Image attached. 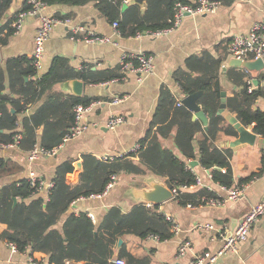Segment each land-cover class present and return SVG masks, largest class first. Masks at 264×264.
<instances>
[{"label": "crops", "instance_id": "0c3cea01", "mask_svg": "<svg viewBox=\"0 0 264 264\" xmlns=\"http://www.w3.org/2000/svg\"><path fill=\"white\" fill-rule=\"evenodd\" d=\"M25 2L27 3V0H14L9 12L14 13L20 10ZM198 2L199 0H188L186 4L195 5ZM221 2L212 12L185 15L177 28L159 37L145 34L122 36L119 29V32H116L114 23L98 10L95 3L83 6L47 5L44 14L66 17L74 24H86L100 35L111 37L112 42L94 44L84 40L75 41L71 39L69 28L58 26L52 31L46 43L43 69L38 73L39 76L48 72L53 61L58 57L66 60L67 67L76 72L82 69L97 71L120 67L124 75L104 83H85L80 78H74L84 82L80 97L66 88L65 82L68 80L55 85L53 92L100 102L85 114L84 122L87 128L78 137L68 141L57 155L41 157L32 163L28 160L30 151H22L17 144L0 146V158L6 161L0 168V172H4L0 174V188L9 183L29 179V173L33 170L45 181L44 189L34 193L48 200L52 189L49 185L54 186L57 168L64 162L73 160L74 170L66 174L65 181L71 187H76L81 181L80 175L83 171L85 155H92L102 160L104 156L119 158L133 152L137 146H141L140 142L151 128L162 89L168 88L177 97L178 102H182V99L187 96L183 94L174 74L180 68L187 69L186 62L192 56H202L208 52L215 58H223L221 84L226 92V99L233 96L240 88L227 76V71L233 67H228L224 71V67L233 58L228 52V45L234 36L247 34L253 24L264 21V0H222ZM128 7L124 9L123 6V11ZM8 16L9 14L6 13L5 17ZM3 20L0 17V25ZM39 26L38 15L25 18L22 29L18 32L14 31L7 43L0 46L2 55L0 67L6 68V62L10 58L23 56L29 60V56L35 49V36ZM124 52L145 53L151 56L152 72L137 74L124 69L120 64ZM236 68L245 70L248 77L250 73L248 70ZM251 75L253 76L252 73ZM263 77L264 71L254 77L259 81L258 84L255 83L256 88L264 87L261 83ZM5 84V93L21 101L26 98H21L9 89L8 76ZM115 97H121L123 101L114 103ZM42 102L27 105L23 112L18 114L19 130L22 129L23 118L35 113ZM255 107L264 111V97L257 100ZM12 110L15 109L11 107V112ZM112 116H123L125 121L115 129H111L108 122ZM253 126L247 128L253 132ZM43 130L44 128L41 127L38 134L41 135ZM176 131L174 128L170 137L160 140L164 147L185 159L174 141ZM258 138L264 139L259 135ZM225 139L234 140L235 138L225 137L222 141ZM223 149L227 148L223 147ZM229 149L232 152L229 159L230 167L218 168L222 173L230 172L232 183L229 187L215 181L211 171L200 164V153L196 144L197 159L187 161V166L196 176V182L183 186L180 190L182 194L197 193L200 190L206 191L207 194L200 196V200H197L199 203L195 205L189 202L181 204L176 196L156 205L158 211L165 215L166 220L167 216L175 219L179 225V231L175 232L167 221L173 233V236L168 239L163 240L153 234L145 237L137 233L121 236L112 247L110 264H116V260L119 259L124 260L125 264H192L196 257L205 252L216 253L221 250L224 237L234 233L246 214L264 198V144L259 146L256 142L253 146L242 145ZM133 160L139 162L138 157H134ZM79 163L82 165L78 166ZM117 176L116 185L106 195L101 197L92 195L74 202L70 207L73 211L70 213L69 208L55 228L62 229L66 218L73 213L77 216L85 213L88 217L89 214H93L94 220L92 218L91 220L100 226L112 207H118L123 214H128L135 204L154 206L155 204L152 203L136 201L131 195V189L148 188L146 181L149 177L166 184L164 178L149 171L146 175L117 174ZM242 187L245 190L237 200L228 199L230 189ZM170 189L173 191L172 188ZM210 198L219 199L220 203L207 204L204 200ZM204 223L212 224L214 229L196 228L198 224ZM5 228L6 225L0 222V233ZM120 240H122L121 245H119ZM184 241L191 242V249L179 255V247ZM123 253L132 255L133 260H129L126 256L121 257ZM30 255L36 259L49 261L48 254L44 251L32 252L31 249H27L24 252H13L9 243L0 239V264H28ZM79 264L88 263L80 262ZM211 264H264V216L255 223L247 238L239 243L235 252H228Z\"/></svg>", "mask_w": 264, "mask_h": 264}, {"label": "trees", "instance_id": "16d2710c", "mask_svg": "<svg viewBox=\"0 0 264 264\" xmlns=\"http://www.w3.org/2000/svg\"><path fill=\"white\" fill-rule=\"evenodd\" d=\"M14 0H0V46L7 43L13 35L11 22L23 7L12 13L10 7ZM49 6H83L95 3L98 10L110 21L118 22V29L123 36H135L147 30L164 29L174 15L176 2L188 0H148L147 10L141 12L138 5L129 6L123 11L127 0H38ZM222 1V0H220ZM9 16L6 18L5 14ZM223 58H215L208 52L202 56H192L186 62L187 69H178L174 78L184 95L203 90L198 103L208 118V129L200 120L193 119V112L183 104L178 106V99L166 87L160 94L151 128L140 142L141 146L126 156L107 162L92 155H85L80 183L71 187L65 181L68 172L74 170L73 160H68L57 168L54 186L48 200L35 194L29 179L9 183L0 188V222L6 225L0 233V239L13 243L20 252L27 249L44 251L53 264H110L112 247L119 237L137 233L145 237L153 234L160 239L173 236L165 215L158 211V206L135 204L128 214H123L118 207H112L97 226L87 214L69 215L62 229L55 228L61 217L71 205L83 198L101 194L112 175H146L147 171L165 179L173 190L189 186L196 182V176L187 166V161L197 159L195 146L199 150L200 164L210 170L215 181L229 187L232 183L230 172L222 173L221 167H230L232 152L229 148L218 147L223 138H235L237 131L218 114L224 88L221 84ZM63 58H56L49 71L39 76L31 61L23 56L10 58L6 68L0 67V146L17 144L22 151L29 152L35 146L51 150L58 146L75 121V107L87 106L89 98H77L53 92V87L66 80L80 78L85 83H104L121 78L124 74L120 67L109 70H81L67 67ZM195 73V75H193ZM9 89L26 97L23 101L5 93L6 78ZM229 80L240 89L226 99L227 108L237 116L246 127L253 126V132L264 138V111L255 109L257 100L264 97V87L259 86L252 92L248 90L247 73L233 67L227 71ZM28 79V80H27ZM46 95V98L44 96ZM42 102L39 109L24 117L22 129H18V114L27 105ZM11 107L16 113L11 112ZM43 127V133L38 134ZM176 128L174 141L185 159L177 156L171 149L164 147L161 138L170 137ZM139 158V162L133 160ZM0 158V168L5 164ZM4 172H0L3 174ZM197 193L176 195L181 204H198ZM200 200V199H199ZM197 201V202H196ZM203 202V199L200 201ZM97 234V235H96ZM133 260V256L123 253L121 257Z\"/></svg>", "mask_w": 264, "mask_h": 264}, {"label": "built area", "instance_id": "2783aa9c", "mask_svg": "<svg viewBox=\"0 0 264 264\" xmlns=\"http://www.w3.org/2000/svg\"><path fill=\"white\" fill-rule=\"evenodd\" d=\"M29 8L25 11H20L15 15L11 27L14 31L18 32L22 29L25 18L27 16L38 15L40 19V26L38 28L37 34L35 36V49L33 53L29 56V60L32 62L37 73L41 72L43 69V57L46 50V43L49 40L52 31L58 26H64L70 29L72 40H84L89 43L102 44L112 42V38L105 35H100L95 32L86 24H74L73 21L66 17H55L44 14L47 9V4L40 2L38 0H27ZM222 2L220 0H199L195 5L186 4L181 1L176 2L174 6V15L168 20L169 26L164 29L157 30H147L144 33L139 32L136 36H142L143 34L151 37H159L170 33L172 30L177 28L185 15L187 14H203L207 12H212L215 10ZM118 22H114L113 27L118 33ZM228 52L231 57L238 60H264V21L257 22L253 24L250 31L247 34H240L234 36L229 45ZM120 64L126 70L137 74L151 73L153 70L152 57L145 53H133L124 52L121 57ZM262 80V81H261ZM261 83L264 85V77L261 79ZM248 90L252 92L255 86V78L248 73L247 77ZM123 98L115 97L114 103L122 102ZM100 102H92L88 106L77 105L75 107V121L70 127L69 131L64 135L62 142L51 150L41 148L40 146H35L28 155V160L32 163L41 157H50L58 154L60 149L70 140L78 137L86 128L87 125L84 122V117L87 112H89L94 106L98 105ZM182 105V102H178V106ZM125 118L123 116H112L108 122V126L111 129H115L118 125L123 123ZM140 146H137L133 151H137ZM115 157L104 156L103 161H113ZM117 175H112L110 181L105 187V190L96 196L106 195L117 182ZM29 181L31 186L35 191L40 192L45 187V181L38 176L33 170L29 173ZM51 188L53 184L49 185ZM244 187L234 188L229 190V200H237L243 193ZM174 196L183 193L181 190H173ZM207 204H218L219 199L210 198L204 200ZM264 216V198L257 203L250 210L248 214L241 220L238 228L234 233L224 237V244L216 253L205 252L204 254L196 257L192 264H211L215 262L218 258L225 255L228 252H235L239 246V243L247 238L250 231L252 230L255 223ZM89 217L94 220V215L89 214ZM167 221L172 226L175 232L179 231V225L172 216H167ZM197 229L201 230H213L214 226L209 223L198 224ZM13 252H19L17 247L13 243H9ZM191 249V242L184 241L179 247V255L185 254ZM28 264H53L45 259H36L32 255L28 256ZM116 264H125L124 260H116Z\"/></svg>", "mask_w": 264, "mask_h": 264}, {"label": "water", "instance_id": "95a60500", "mask_svg": "<svg viewBox=\"0 0 264 264\" xmlns=\"http://www.w3.org/2000/svg\"><path fill=\"white\" fill-rule=\"evenodd\" d=\"M22 1V0H20ZM130 5H139L142 9V12H145L147 9V0H129L125 5L124 9ZM7 16V15H6ZM2 62V55L0 49V63ZM228 67H241L248 70L253 74L254 77H257L258 73L264 71V60H238L236 58H231L227 65L224 67V71ZM255 83L258 84L259 81L255 78ZM66 88L71 91L76 96H82L84 82L79 79H71L65 82ZM203 90L195 92L193 94L187 95L182 99V104L186 106L189 110L194 113L193 118L199 119L204 124L205 128L208 129V118L204 111L202 110L200 104L198 103L199 98L203 95ZM256 108V107H255ZM14 113L15 110H12ZM218 114H221L226 122L232 125L237 131V136L234 140L225 139L218 143V146L221 148H237L242 145L253 146L256 142L259 146H263L264 139L258 138V135L244 126L237 116L233 114L226 104V92H222V101L218 110ZM82 164L79 163L78 166ZM148 188L142 189H131V195L136 201L152 203L155 205H160L168 200L174 198L173 191L162 181L157 180L153 177L147 179ZM73 210L70 208L69 212ZM122 240L119 241L121 245Z\"/></svg>", "mask_w": 264, "mask_h": 264}]
</instances>
